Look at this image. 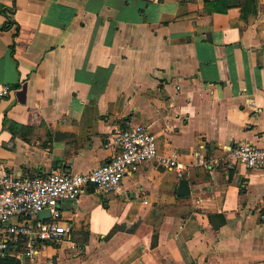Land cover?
Masks as SVG:
<instances>
[{
	"label": "crops",
	"instance_id": "crops-1",
	"mask_svg": "<svg viewBox=\"0 0 264 264\" xmlns=\"http://www.w3.org/2000/svg\"><path fill=\"white\" fill-rule=\"evenodd\" d=\"M213 1L0 0L8 172L86 171L125 119L185 167L149 160L117 193L59 200L61 242L0 264H264V172L225 157L240 140L264 148V0Z\"/></svg>",
	"mask_w": 264,
	"mask_h": 264
},
{
	"label": "built area",
	"instance_id": "built-area-1",
	"mask_svg": "<svg viewBox=\"0 0 264 264\" xmlns=\"http://www.w3.org/2000/svg\"><path fill=\"white\" fill-rule=\"evenodd\" d=\"M8 91L9 86L2 85L0 98ZM108 142L113 147L110 157L83 172L55 169L42 176H16L0 163V257L13 248L17 258L32 260L40 243L59 244L70 229L57 207L61 199L75 201L88 187L117 193L126 171L149 160L177 177L185 168L173 150L158 152L155 134L147 124L125 119L110 130ZM225 157L229 164L264 172V148L255 143L234 142ZM42 209L48 210V217L40 219L37 212ZM259 217L264 218V211Z\"/></svg>",
	"mask_w": 264,
	"mask_h": 264
},
{
	"label": "water",
	"instance_id": "water-1",
	"mask_svg": "<svg viewBox=\"0 0 264 264\" xmlns=\"http://www.w3.org/2000/svg\"><path fill=\"white\" fill-rule=\"evenodd\" d=\"M188 191H189V189L187 186V180L185 178H179L177 181V185H176V193L183 195V194H187ZM37 217L40 219L48 217V210L42 209V210L38 211Z\"/></svg>",
	"mask_w": 264,
	"mask_h": 264
},
{
	"label": "trees",
	"instance_id": "trees-1",
	"mask_svg": "<svg viewBox=\"0 0 264 264\" xmlns=\"http://www.w3.org/2000/svg\"><path fill=\"white\" fill-rule=\"evenodd\" d=\"M203 1H205V0H203ZM222 1L225 2V0H214L213 2L220 3V2H222ZM213 7L217 8V9H221V10H224V9H225V7H218V6H213ZM88 188L92 189L91 187H88ZM88 188H87V189H88ZM151 236H153V235H151ZM154 237H155V236H154Z\"/></svg>",
	"mask_w": 264,
	"mask_h": 264
}]
</instances>
